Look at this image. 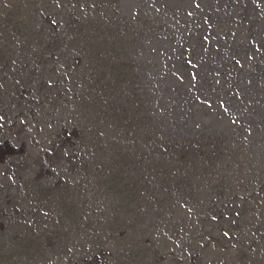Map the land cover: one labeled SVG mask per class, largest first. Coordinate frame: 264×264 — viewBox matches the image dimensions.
Masks as SVG:
<instances>
[{
  "label": "rangeland",
  "instance_id": "obj_1",
  "mask_svg": "<svg viewBox=\"0 0 264 264\" xmlns=\"http://www.w3.org/2000/svg\"><path fill=\"white\" fill-rule=\"evenodd\" d=\"M261 117L264 0H0V264H264Z\"/></svg>",
  "mask_w": 264,
  "mask_h": 264
},
{
  "label": "flooded vegetation",
  "instance_id": "obj_2",
  "mask_svg": "<svg viewBox=\"0 0 264 264\" xmlns=\"http://www.w3.org/2000/svg\"><path fill=\"white\" fill-rule=\"evenodd\" d=\"M192 96H193V94H190V95L188 94V97L192 98ZM258 120H259L260 125H261L262 127H264V124L262 123V122L264 121V117H261V118H259Z\"/></svg>",
  "mask_w": 264,
  "mask_h": 264
},
{
  "label": "bare ground",
  "instance_id": "obj_3",
  "mask_svg": "<svg viewBox=\"0 0 264 264\" xmlns=\"http://www.w3.org/2000/svg\"><path fill=\"white\" fill-rule=\"evenodd\" d=\"M160 84V83H159Z\"/></svg>",
  "mask_w": 264,
  "mask_h": 264
}]
</instances>
